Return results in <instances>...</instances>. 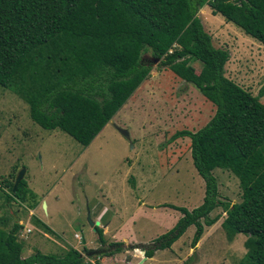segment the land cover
<instances>
[{"label": "trees", "instance_id": "1", "mask_svg": "<svg viewBox=\"0 0 264 264\" xmlns=\"http://www.w3.org/2000/svg\"><path fill=\"white\" fill-rule=\"evenodd\" d=\"M204 4L264 43V0H0V86L26 101L31 119L44 128H59L87 146L149 77L155 60L215 106L202 126L172 136L190 139L193 164L205 179L202 202L191 209L162 204L181 215L168 232L146 244L111 241L102 250L106 238L94 225L100 248L83 245L87 253L139 248L152 257L171 247L190 224L194 246L205 226L217 221L219 214L210 213L220 205L227 237L249 234L236 264H264V102L225 74L230 51L214 45L205 30L199 15ZM193 61L201 63L199 71ZM215 167L239 178L240 201L220 200ZM13 183L14 176L0 181L6 201H28L33 207L34 194L24 178L14 191ZM19 227L15 222L0 230V264H100L74 246L24 257Z\"/></svg>", "mask_w": 264, "mask_h": 264}, {"label": "rangeland", "instance_id": "2", "mask_svg": "<svg viewBox=\"0 0 264 264\" xmlns=\"http://www.w3.org/2000/svg\"><path fill=\"white\" fill-rule=\"evenodd\" d=\"M199 15L214 45L230 51L225 74L264 102V43L213 12L210 5L204 4ZM192 65L199 71V61ZM214 111V104L196 86L154 61L149 77L84 146L59 128L34 122L27 102L0 86V181L13 176L15 180L23 166L36 212L49 226L45 231L46 226L27 220L32 230L21 236L30 243L23 254L37 249L61 252L74 246L86 260L100 264H236L246 251L249 234L238 232L229 239L221 224L226 213L220 205L210 213L219 214L217 221L205 226L194 246L195 225L190 224L171 247L145 259L134 251L139 248L115 252L103 260V255L83 250V245L100 248L88 216L95 221L107 217L104 222L111 221L112 229L118 227L116 238L125 244H146L168 232L181 215L163 203L191 209L202 202L205 179L193 164L190 139L172 136L179 130H196ZM213 170L220 200L240 201L239 178L228 169ZM28 204L6 201V193L0 192V230L7 231L19 218L23 227ZM99 212L105 215L98 217ZM103 223L96 225L104 229Z\"/></svg>", "mask_w": 264, "mask_h": 264}, {"label": "crops", "instance_id": "3", "mask_svg": "<svg viewBox=\"0 0 264 264\" xmlns=\"http://www.w3.org/2000/svg\"><path fill=\"white\" fill-rule=\"evenodd\" d=\"M208 5V4H207ZM212 10V9H211ZM213 11V10H212ZM214 12V11H213ZM23 167V166H22ZM22 167H20V168H22ZM25 170V169H24ZM22 202V201H21ZM24 202H26V201H24ZM28 202V201H27ZM164 204V203H163ZM29 205V204H28ZM35 205H36V203H35ZM35 205L33 206V207H31V206H27V210L28 211H26V215H25V223H23V227H22V223H21V218H19V219H16L17 221V223H19L20 224V227H19V230H18V232H17V237H18V239H19V241L21 240L22 241V244H23V249L25 250V246H27L28 247V245L30 244L29 242H27V244L25 243V240H24V238L23 237H21V236H27V232H31V230H32V227H31V225L27 222V220L28 219H30V220H33V222H35V223H37L38 225H40V226H42V228H44V226H47L48 224H46L39 216H38V214H37V212H36V207H35ZM141 207V206H140ZM165 207V206H164ZM46 210L48 209V204L47 203H45V207H44ZM147 208V207H146ZM170 208V207H169ZM172 209V208H171ZM138 211V210H137ZM100 215H102V217L105 215V214H102L101 212H99L98 213V217L100 216ZM133 215V214H132ZM132 215H130L131 217H132ZM106 219H107V217L106 218H100L98 221L99 222H104V221H106ZM178 219V218H177ZM110 222L111 221H108L107 223L106 222H104L103 223V226L105 227L104 229H103V232H104V235H105V238H106V244H108L109 242H111V241H121L122 242V240H118L117 238H116V229L118 228V227H114L113 229L109 226V224H110ZM15 223V222H14ZM13 223V224H14ZM13 224L11 225V227L13 226ZM10 227V228H11ZM49 227V226H48ZM108 228H110V230H108ZM24 229V230H23ZM52 229V228H51ZM44 230L45 231H47V229H45L44 228ZM118 232V231H117ZM109 233H111V234H109ZM78 234V233H77ZM79 235V234H78ZM78 238H80L79 236H77ZM84 238H83V236H82V240H83ZM83 242H86V240L84 239V241ZM129 244H136V243H126V245H129ZM98 245H100V242L98 241ZM99 247V246H98ZM23 249H22V256H27V255H29V254H23ZM64 249V248H63ZM63 249H61V251L63 250ZM67 249V248H66ZM37 250H39V249H37ZM37 250H35V251H37ZM131 250V249H130ZM34 251V252H35ZM39 251H41V250H39ZM126 251V250H125ZM136 253H137V255H139L138 253H142L143 254V258L145 259V256H144V252L143 251H141V250H134ZM34 252H32V253H34ZM42 252H44V251H42ZM60 252V251H59ZM59 252H56V253H59ZM104 256L105 257H107L108 255H103V257L101 258L102 260H103V258H104ZM142 257V256H141ZM102 262V261H101Z\"/></svg>", "mask_w": 264, "mask_h": 264}, {"label": "water", "instance_id": "4", "mask_svg": "<svg viewBox=\"0 0 264 264\" xmlns=\"http://www.w3.org/2000/svg\"><path fill=\"white\" fill-rule=\"evenodd\" d=\"M158 60H155V62H157ZM127 133V132H126ZM24 167L20 168L17 170V173H16V177H15V180H14V183H13V188L12 190L14 191L16 186L18 185V182L24 177ZM88 219H89V222L90 224L93 226V225H96L97 223H99L98 220H93L92 218H90V216H88ZM84 241V239H83Z\"/></svg>", "mask_w": 264, "mask_h": 264}, {"label": "built area", "instance_id": "5", "mask_svg": "<svg viewBox=\"0 0 264 264\" xmlns=\"http://www.w3.org/2000/svg\"><path fill=\"white\" fill-rule=\"evenodd\" d=\"M78 235V234H77ZM78 236H80V235H78Z\"/></svg>", "mask_w": 264, "mask_h": 264}]
</instances>
